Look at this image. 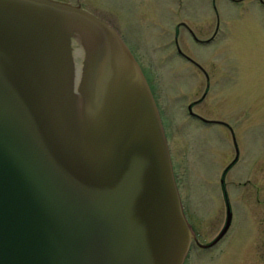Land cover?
I'll list each match as a JSON object with an SVG mask.
<instances>
[{
  "label": "water",
  "instance_id": "water-1",
  "mask_svg": "<svg viewBox=\"0 0 264 264\" xmlns=\"http://www.w3.org/2000/svg\"><path fill=\"white\" fill-rule=\"evenodd\" d=\"M195 237L123 37L79 3L0 0V264H184Z\"/></svg>",
  "mask_w": 264,
  "mask_h": 264
},
{
  "label": "rangeland",
  "instance_id": "rangeland-1",
  "mask_svg": "<svg viewBox=\"0 0 264 264\" xmlns=\"http://www.w3.org/2000/svg\"><path fill=\"white\" fill-rule=\"evenodd\" d=\"M69 1L113 25L145 68L201 243L226 225L222 175L238 158L224 179L231 227L185 264H264V0ZM205 94L196 119L188 106Z\"/></svg>",
  "mask_w": 264,
  "mask_h": 264
},
{
  "label": "flooded vegetation",
  "instance_id": "flooded-vegetation-1",
  "mask_svg": "<svg viewBox=\"0 0 264 264\" xmlns=\"http://www.w3.org/2000/svg\"><path fill=\"white\" fill-rule=\"evenodd\" d=\"M187 58V57H186ZM188 59V58H187ZM189 61H192L191 59H188ZM193 62V61H192ZM196 64V63H195ZM197 66H199L198 64H196ZM200 67V66H199ZM201 68V67H200ZM203 69V68H202ZM144 70V72H145V68L143 69ZM210 79V78H209ZM210 81V80H209ZM211 82V81H210ZM211 85L207 88V92H209L211 89ZM202 101H200V102H197V104H195L194 105V107L196 106V105H198V104H200ZM194 118H196V119H202L203 120V118H201L200 116H198V115H195V114H193L192 115ZM204 122H206V123H216L217 121H209V122H207V121H204ZM222 124H224V123H222ZM209 249V248H208Z\"/></svg>",
  "mask_w": 264,
  "mask_h": 264
}]
</instances>
